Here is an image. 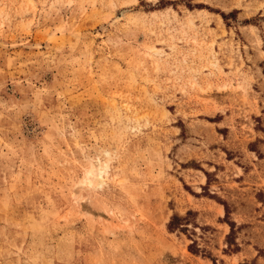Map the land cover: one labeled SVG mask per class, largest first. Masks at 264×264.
<instances>
[{
	"label": "rangeland",
	"instance_id": "374dc122",
	"mask_svg": "<svg viewBox=\"0 0 264 264\" xmlns=\"http://www.w3.org/2000/svg\"><path fill=\"white\" fill-rule=\"evenodd\" d=\"M250 255L264 0H0V264Z\"/></svg>",
	"mask_w": 264,
	"mask_h": 264
},
{
	"label": "bare ground",
	"instance_id": "6f19581e",
	"mask_svg": "<svg viewBox=\"0 0 264 264\" xmlns=\"http://www.w3.org/2000/svg\"><path fill=\"white\" fill-rule=\"evenodd\" d=\"M101 164L97 161L91 162L90 167L86 170L84 183L89 186H98L102 183V176L100 170ZM103 172V170H102Z\"/></svg>",
	"mask_w": 264,
	"mask_h": 264
},
{
	"label": "crops",
	"instance_id": "0c3cea01",
	"mask_svg": "<svg viewBox=\"0 0 264 264\" xmlns=\"http://www.w3.org/2000/svg\"><path fill=\"white\" fill-rule=\"evenodd\" d=\"M238 256V255H236ZM247 256V255H246ZM256 264H264V255H250Z\"/></svg>",
	"mask_w": 264,
	"mask_h": 264
}]
</instances>
